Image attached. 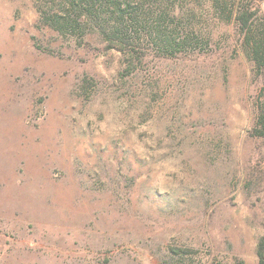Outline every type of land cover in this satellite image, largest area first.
<instances>
[{
  "label": "rangeland",
  "instance_id": "374dc122",
  "mask_svg": "<svg viewBox=\"0 0 264 264\" xmlns=\"http://www.w3.org/2000/svg\"><path fill=\"white\" fill-rule=\"evenodd\" d=\"M39 4L0 0V264H256L261 79L234 16L264 0H178L196 49L129 75Z\"/></svg>",
  "mask_w": 264,
  "mask_h": 264
},
{
  "label": "trees",
  "instance_id": "16d2710c",
  "mask_svg": "<svg viewBox=\"0 0 264 264\" xmlns=\"http://www.w3.org/2000/svg\"><path fill=\"white\" fill-rule=\"evenodd\" d=\"M178 0H40V21L61 35L81 40L95 33L107 48L117 50L124 60V74L134 72L150 51L162 57L196 49L190 27L177 13ZM225 13L228 0H212ZM233 12L225 17L229 21ZM241 44L261 79L256 98L254 137H264V16L257 17L249 5L240 4L234 16ZM256 264H264V233L256 243ZM236 264H244L237 260Z\"/></svg>",
  "mask_w": 264,
  "mask_h": 264
}]
</instances>
